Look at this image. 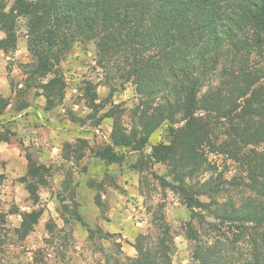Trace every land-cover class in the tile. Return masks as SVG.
<instances>
[{
  "label": "trees",
  "instance_id": "16d2710c",
  "mask_svg": "<svg viewBox=\"0 0 264 264\" xmlns=\"http://www.w3.org/2000/svg\"><path fill=\"white\" fill-rule=\"evenodd\" d=\"M12 1L9 10L0 11L5 33L0 50L15 48L17 19L25 18L28 49L37 58L35 72L51 75L42 83L47 104L65 92L57 66L61 56L73 42L92 39L101 61L121 59L117 67L125 70V79L142 98L156 103L152 115L161 120L183 115L184 125L173 130L169 142L153 144L150 156L171 165L173 181L163 183L180 193L190 211L185 227L195 242L191 264H264V0ZM8 104L0 96V115ZM217 122L225 124L235 142L226 143L227 153L240 163V173L224 181L251 191L238 200L219 202L225 187L211 176L191 182ZM150 132L148 121L140 136L115 129L114 146L143 150ZM7 140L0 132V142ZM114 146L99 155L122 163L125 152ZM29 161L21 179L36 201L46 168ZM41 213H22L19 237L33 230ZM222 227L237 243L235 254L226 238L213 234ZM135 247L136 255L123 259L124 264H171L155 246Z\"/></svg>",
  "mask_w": 264,
  "mask_h": 264
},
{
  "label": "rangeland",
  "instance_id": "374dc122",
  "mask_svg": "<svg viewBox=\"0 0 264 264\" xmlns=\"http://www.w3.org/2000/svg\"><path fill=\"white\" fill-rule=\"evenodd\" d=\"M12 2L0 0V11ZM15 32V48L0 50V96L9 103L0 115V132L9 138L0 142V264H124L139 243L165 251L171 264H191L195 242L185 227L190 211L180 193L163 183L173 181L171 165L150 156L153 144L169 142L173 130L184 125L183 115L170 120L152 115L156 103L125 79V70L117 67L121 59L103 63L92 39L73 42L61 56L57 66L65 92L49 105L42 83L51 75L35 72L25 18L17 19ZM145 121L151 132L143 150L114 146L115 129L140 136ZM224 126L217 122L201 152L202 167L191 180L211 176L224 184L219 202L251 194L224 181L240 173L239 160L227 153L226 143L235 142ZM110 145L124 150L122 163L99 155ZM29 159L46 168L36 201L21 179ZM31 210H41V216L21 238L22 213ZM213 234L226 238L235 254L237 243L227 228Z\"/></svg>",
  "mask_w": 264,
  "mask_h": 264
}]
</instances>
